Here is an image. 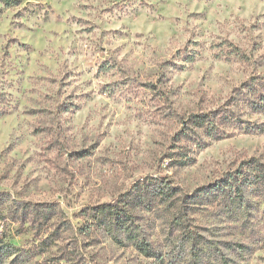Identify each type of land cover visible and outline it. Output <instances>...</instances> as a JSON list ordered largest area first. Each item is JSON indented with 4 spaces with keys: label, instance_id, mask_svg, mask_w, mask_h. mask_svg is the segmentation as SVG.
Listing matches in <instances>:
<instances>
[{
    "label": "rangeland",
    "instance_id": "374dc122",
    "mask_svg": "<svg viewBox=\"0 0 264 264\" xmlns=\"http://www.w3.org/2000/svg\"><path fill=\"white\" fill-rule=\"evenodd\" d=\"M18 1L0 13V264H163L143 243L170 264L192 239L210 264H264V0ZM231 179L244 206L216 190ZM19 204L55 216L13 222Z\"/></svg>",
    "mask_w": 264,
    "mask_h": 264
},
{
    "label": "trees",
    "instance_id": "16d2710c",
    "mask_svg": "<svg viewBox=\"0 0 264 264\" xmlns=\"http://www.w3.org/2000/svg\"><path fill=\"white\" fill-rule=\"evenodd\" d=\"M19 5V1L18 0H0V13L6 9H11L13 7H16ZM264 100V99H263ZM264 104V103H261ZM264 108V105L263 107ZM8 104L6 102V99L4 97V95L2 93H0V118L5 116L8 113ZM203 122H207V120H203ZM260 174V173H259ZM260 178H264L263 175L260 176ZM226 182V181H225ZM247 183V184H246ZM249 184H251L249 182ZM244 185H248L247 181H243V180H235L231 179L230 181L228 180L227 185L226 186H222V185H217L216 190H219L220 193H224L225 196H229V205L232 206V204H238L239 206H244V202L245 200V196L243 195V188ZM31 206H28L26 204L22 205H16V207H14V209L12 208L9 212L10 216H11V220L13 222H21V223H27L29 220V217H36V216H43L44 220L49 221L52 220V218L55 216L54 213H51L50 210L44 209L42 207H34L32 210ZM42 209V210H40ZM110 212V211H109ZM1 214V213H0ZM239 214V213H238ZM242 216V215H239ZM0 218H5L4 215H0ZM120 219V217H119ZM246 218L243 216L239 219V221H243ZM195 238V237H193ZM135 240H137V238L135 237ZM193 240V239H192ZM192 240H186L185 242L182 241L181 243H179V247L180 250L179 251H172V253L174 252V256H170L168 258L170 264H176L177 260L182 259L184 256V252H186L184 247H190V251L191 254L193 255V264H210V260H209V255L207 252V248L203 247H198L199 249H197L193 243ZM138 241V240H137ZM139 244V241H138ZM141 246V247H140ZM226 248L232 251H237V253L239 255L244 254L243 252H245L247 250V245H243V244H239L236 247H234L232 244L229 243V245L225 244ZM140 249L142 250V252L145 254L146 257L149 258H159L161 260V262L163 264H165L166 261V257L165 256H159L160 253L155 252L151 246L149 244H139ZM207 247V246H205ZM170 254V253H169ZM169 256V255H168ZM204 257V258H202ZM203 259V260H202ZM212 264V263H211ZM220 264H237L236 261L234 259H232L229 256H223L221 257V261Z\"/></svg>",
    "mask_w": 264,
    "mask_h": 264
}]
</instances>
